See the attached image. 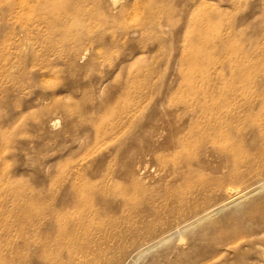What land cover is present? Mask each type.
I'll use <instances>...</instances> for the list:
<instances>
[{
    "label": "rangeland",
    "instance_id": "obj_1",
    "mask_svg": "<svg viewBox=\"0 0 264 264\" xmlns=\"http://www.w3.org/2000/svg\"><path fill=\"white\" fill-rule=\"evenodd\" d=\"M232 118L264 126V0H0V264H79L9 213L73 199L56 207L69 218L94 195L113 203L103 221L149 217L175 264H264L217 235L264 232V191L196 224L226 198L225 160L198 161L197 141ZM239 150L231 187L264 184V149Z\"/></svg>",
    "mask_w": 264,
    "mask_h": 264
},
{
    "label": "bare ground",
    "instance_id": "obj_2",
    "mask_svg": "<svg viewBox=\"0 0 264 264\" xmlns=\"http://www.w3.org/2000/svg\"><path fill=\"white\" fill-rule=\"evenodd\" d=\"M56 124L57 122L54 121V125ZM228 125V134L221 133L207 137L202 135L197 141V146L199 147L198 161H210L212 163L218 160H225L219 166H214L220 173L212 179V182L220 186L226 185V188L222 191L223 193H221L226 198L223 202L216 204L213 210L204 212L202 218L196 224L217 219H227L226 211L231 206L253 202L256 196L264 191V184L261 180L256 181L258 175L250 173L241 175L240 178L243 180L240 186L231 187V184H233L232 179L236 176L234 167L237 162L234 161V158L241 154L240 145L244 144L248 149L254 151L264 149V133H262L263 135L256 133L257 130L260 132L264 131V126L253 128L247 126L245 119L237 121L234 118L229 120ZM246 130L247 132H245ZM219 143L220 145H218ZM254 160L255 158L248 154L243 158L242 164H249ZM222 176H224L222 179H225L223 181L220 179ZM263 177L264 174L261 175V178ZM247 178L249 181L245 180ZM21 202L19 205L16 202V207H11L12 210L9 214L13 216L9 225L45 232L49 239L58 244L57 250L60 254L68 257L73 255L79 257V264H148L149 260H152V263L155 262L154 257L161 260L160 264H175L176 262L171 259L172 250L162 254L167 236L162 231L155 230L154 224L151 219L149 220V217L148 219L139 217L133 221L125 216L121 218V221L101 220L100 215L112 210L113 204L102 197V195H94L87 199L85 201L88 204L87 210L84 211L80 208L81 210L78 209L76 215L69 218L60 217L61 211L59 209L61 208L58 209L56 207L58 205L64 207L65 204L72 205L73 199L64 203L62 201L57 202L54 199L31 197ZM97 205H100V207L97 208ZM105 227L111 230L114 228L120 230L115 234L110 232L111 230H106ZM217 235H219L223 247H228L230 250L241 247H258L260 249L263 247L260 256L264 258L263 231L244 237H238L235 234L233 236L234 240H231V236L223 233H218ZM97 243L98 245H96ZM225 257L223 255V257L219 256L208 260L209 258L206 255H202L189 261L188 264H232ZM177 264L186 263L182 261V263L177 262Z\"/></svg>",
    "mask_w": 264,
    "mask_h": 264
}]
</instances>
